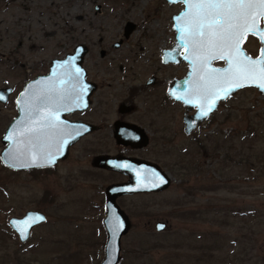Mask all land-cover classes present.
<instances>
[{"label":"rangeland","instance_id":"1","mask_svg":"<svg viewBox=\"0 0 264 264\" xmlns=\"http://www.w3.org/2000/svg\"><path fill=\"white\" fill-rule=\"evenodd\" d=\"M54 1L57 27L43 30L37 23L39 31L29 37L44 51L33 58L64 57L73 47L70 36L76 44L86 43L99 36V27L110 40L119 35L122 21L108 16L117 9L106 7L102 16L94 17L88 4L75 3L69 9V0ZM132 11L129 17L139 24L132 37L135 41L145 37L144 47H153L154 40L157 48L167 42L169 36L157 34L156 22L143 23L141 8ZM8 22L0 3V88L19 86L22 79L19 70L8 68L16 59L9 60V52L23 36L21 25L14 29ZM37 24L31 23L32 29ZM50 30L55 34L45 36ZM147 33L151 36H143ZM8 113L1 105L0 153ZM83 145L78 147L76 175L70 183L10 174L0 160V264H18L16 259L27 264H99L102 260L100 208L95 204L102 199L103 179L99 174H79L90 159ZM164 155L161 162L170 173V187L162 194L123 202L131 229L121 241L120 264H264V96L255 89L238 92L195 136L174 138L171 151ZM27 211L46 214L47 222L20 244L8 220ZM159 221L166 224L160 233L155 231Z\"/></svg>","mask_w":264,"mask_h":264},{"label":"flooded vegetation","instance_id":"2","mask_svg":"<svg viewBox=\"0 0 264 264\" xmlns=\"http://www.w3.org/2000/svg\"><path fill=\"white\" fill-rule=\"evenodd\" d=\"M0 3L7 11L8 24L14 29L20 24V35L23 34L17 44L18 47L14 46L8 56L9 60L14 56L16 57L8 65L10 72L19 70L22 79L19 86L13 84L5 87L10 88L11 93L8 101L4 104L9 111L4 134L18 116L16 100L18 95L25 90V87L35 79L48 75L52 62L64 59L68 54L73 53L78 45H83L87 50L82 68L85 71V82L90 89L88 105L83 110H61L59 116L68 129H73L76 127V123H80L88 132L76 143L68 145L65 157L58 159L50 166L27 170L5 167L10 174H32L40 179L50 178L70 183L76 175L75 159L77 153L81 151L78 147L83 142L84 154L90 159H88L86 167L83 168L85 170L79 169V174L82 171L84 177L99 174L103 179L102 199L98 201L99 204H95L100 208L98 230L101 233L99 245L100 249L103 248V260L106 245L103 220L106 211L107 189L114 185L127 183L134 171L126 169V172L123 173L109 168H98L93 165L95 158L104 157L108 160L113 159L132 164L148 163L157 166L170 176L161 162V157L171 151L174 138L195 136L196 132L203 126L210 124L215 114L224 105L229 104L235 96L219 103L217 110L201 124L197 131L186 135L188 117L193 116L197 108H190L184 100L175 99L172 93L175 92L179 96L187 94L184 79L187 77L189 65L182 59L179 63L168 62L163 59L165 52L178 53L179 56H184L187 52L185 47L179 50L174 48L178 35L175 18L182 16L185 10V5L180 2L172 3L171 0H69V9L74 8L75 3L88 4L93 8L94 17L102 16L106 7L111 8L112 11L117 9L114 16L113 14L108 16L119 22L122 21L120 33L110 40L104 36V31L99 27L97 38L77 44L74 36H70L73 45L71 51L66 53L64 57L50 58L46 61L33 58V56H40L44 49L40 43L34 42L35 39L32 42L29 36L31 33L39 31L37 23L41 24L43 30L48 26L57 27L58 13L55 11L58 7L57 2L54 0H0ZM138 8L144 11L143 15L141 14L144 24H150L154 21L159 27L157 34L169 36L166 43L157 48L154 40L148 39L153 47H144L142 40L145 37L137 39V41L132 38L139 24L129 16L132 14V10ZM33 15L39 17V20H35ZM31 23L37 24V26L32 29ZM261 26L264 27V20H261ZM86 27L87 32L90 33L91 21L87 22ZM69 33L73 35L74 30L69 29ZM54 34L55 32L50 30V32H46L45 36H53ZM143 36L151 35L147 33ZM145 42L147 43V41ZM259 47L258 39L253 36H249L243 45L246 52L253 58L257 56ZM223 65L224 62L222 61L214 63L215 67H222ZM177 69H182V72H176ZM177 81H180L179 86L175 83ZM18 87L20 88L18 89ZM28 119V113H24L22 129L27 125ZM79 156L81 155L79 154ZM165 191L122 195L115 199V203L129 219V215L123 207L124 201L141 195H158ZM44 215L47 222V216ZM14 234L16 235L15 232ZM16 237L18 238L17 235ZM123 237L120 240V247ZM100 252L99 250L98 254ZM16 261L18 264H27L22 259H16Z\"/></svg>","mask_w":264,"mask_h":264},{"label":"snow or ice","instance_id":"3","mask_svg":"<svg viewBox=\"0 0 264 264\" xmlns=\"http://www.w3.org/2000/svg\"><path fill=\"white\" fill-rule=\"evenodd\" d=\"M185 5L182 16L175 19L182 46L191 50L192 55L184 58L191 61L193 71L198 72V79L190 81L191 94L195 99L172 93L175 99L186 103L197 102L200 107L199 115L206 117L213 111L217 101L230 98L236 89L255 86L264 92V0H171ZM249 36L256 37L260 47L255 58L243 48ZM214 60H223L227 67L224 69L211 68ZM70 61H65L63 67H68ZM68 79H58L53 87L34 93L24 108L29 115L27 125L19 130L24 137L15 149L19 155L27 153L30 164L21 167L44 166L55 163L56 152L62 150L68 143L63 137L75 138L82 129H68L60 119L59 112L72 111L75 108L86 107L82 93L84 87L79 84L81 72L79 68L67 72ZM69 85V87H65ZM71 99L74 107L65 102ZM0 99H3L0 96ZM55 108V111L51 109ZM47 109V110H46ZM13 139V136H9ZM59 147L53 151L55 144ZM16 158L15 156L13 157ZM42 161V163H38ZM15 166V165H14ZM127 168L128 165H117ZM159 183L167 181L158 174H152ZM42 216H29L21 222L14 221L21 239H26L28 229L32 224L42 220ZM122 225H117V228ZM159 227H163L160 225ZM114 231L116 229H113Z\"/></svg>","mask_w":264,"mask_h":264},{"label":"water","instance_id":"4","mask_svg":"<svg viewBox=\"0 0 264 264\" xmlns=\"http://www.w3.org/2000/svg\"><path fill=\"white\" fill-rule=\"evenodd\" d=\"M178 21H175V26L177 25ZM177 30V27H176ZM178 31V30H177ZM182 43L179 40V32L176 36V45L174 46L175 49L179 50L181 49ZM87 50L83 45H78L73 53L68 54L64 59L61 60H54L52 62V65L50 67L49 74L46 76H41L34 81L30 82L26 87L25 90L20 93L16 100L17 105V112L18 116L14 120L12 126L9 128V130L3 135L1 142L4 145V149L0 153V160L2 164L8 168L15 169V170H27V169H34L39 167H45L50 166L45 164L44 166H29V167H21L19 165L21 164H30L31 160L27 153L24 155H19L16 153L15 149L18 147L21 140L24 139V137H21L19 135V130H22L21 124L23 119V114L27 113V111L24 108V104L26 101H29L31 99V96L34 93H38L44 90H47L54 85L58 83V79H68L67 72L74 70V68H79L81 72V78L79 81V84L82 85L85 89V91L82 93L83 96V103L88 105V98L90 95V89L89 85L85 82V71L82 68V63L85 57ZM186 55L191 56V50L187 48ZM179 56L178 53L174 52H165L163 59L165 61H172L173 63H179V61L182 59L189 65V70L187 77L184 79L185 84L187 86V94L183 95L187 99H195V97L191 94V83L190 81H195L198 79V72L193 71V65L190 60L185 59L186 56ZM65 61H70V65L68 67H63ZM222 61L224 62V65L222 67H215L214 63ZM211 68L215 69H224L227 67V64L223 60H214L210 64ZM177 86L180 85V81L175 82ZM65 87H69V85H65ZM247 88H253L256 90L258 95L264 96V92H261L260 89H258L255 86H246L239 89H236L234 92H232L230 98L237 95V93L240 90L247 89ZM11 93L10 88H0V96L3 97V99H0V104L3 105L8 101V97ZM226 99H221L217 101L213 111H211L208 116L201 117L199 115L200 113V107L197 106V102L194 103H188L190 108H197L196 113L193 116H189L187 120V126H186V135H190L191 133L197 131L201 124L205 122L210 115L215 112L218 108L219 103L225 101ZM69 107H74L71 103V99H67L65 101ZM86 107L82 108H75L77 110H83ZM47 110V109H46ZM52 111H55V108L51 109ZM82 129L81 134L76 136L74 139L68 136H64L63 138L68 140L67 144H64L62 147V150L59 152H56V160L55 162L65 157L66 150L68 148V145H71L73 143H76L83 135H85L88 130L85 129L80 123H76V127ZM9 136H13V139H9ZM59 147V144H55L53 147V151ZM16 157L15 159L13 157ZM38 163H42V161H38ZM148 163H140V164H132L128 162H121L113 159H106L104 157H97L94 160L93 165L98 168H109L113 169L115 171L119 172H126V169H130L134 171L133 175H130V179L127 183L121 184V185H114L107 189L106 192V204H105V217L103 220V225L106 232V245H105V251H104V258L100 264H118L121 261V255H120V240L121 237L125 236L129 229H130V222L128 217L125 215V213L116 205L115 199L122 195L127 194H134V193H158L165 191L169 188L171 184V178L169 175L165 174L163 171H161L157 166L148 164ZM15 165V166H14ZM52 165V164H51ZM117 165H128L127 168L124 167H118ZM153 173L158 174V176L165 179L167 182L164 184H159L157 187H153V183H159L157 180H155V177L152 175ZM29 216H42L43 219L40 220L37 223H34L31 225V227L28 229V236L26 239H21L19 231H17V228L14 225V221L21 222L27 219ZM46 222V217L44 214L38 212V211H28L26 212L23 217L21 218H11L9 219V225L11 229L16 233L18 236V240L20 243H25L29 239V235L33 228L36 226L43 224ZM117 225H122V227L117 228ZM160 225H163V227H159ZM166 228V224L164 222H158L155 225V231L160 233L163 232ZM113 229H116L115 231Z\"/></svg>","mask_w":264,"mask_h":264}]
</instances>
